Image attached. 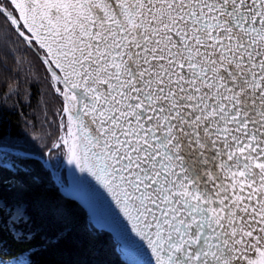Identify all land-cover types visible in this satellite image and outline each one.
I'll return each mask as SVG.
<instances>
[{
    "label": "snow or ice",
    "instance_id": "1",
    "mask_svg": "<svg viewBox=\"0 0 264 264\" xmlns=\"http://www.w3.org/2000/svg\"><path fill=\"white\" fill-rule=\"evenodd\" d=\"M22 51L51 147L9 136L24 146L9 164L0 131V257L5 225L35 236L3 198L27 185L3 172L48 170L40 147L111 195L150 264H264V0H0V79Z\"/></svg>",
    "mask_w": 264,
    "mask_h": 264
},
{
    "label": "trees",
    "instance_id": "2",
    "mask_svg": "<svg viewBox=\"0 0 264 264\" xmlns=\"http://www.w3.org/2000/svg\"><path fill=\"white\" fill-rule=\"evenodd\" d=\"M16 59L18 62L23 61L18 64V73L14 71L0 79V93H9L0 98V131L5 136V146L11 149L6 161L9 164L15 153L24 150L22 143H10L9 136L24 137L29 142L35 139L38 145L48 143L51 147L45 135L51 129L46 125L43 128L40 126L50 107L43 95L44 86L36 81L35 71L28 65V53L22 51ZM16 89L18 92L13 91ZM49 148L37 147L35 151H43L45 156ZM61 153L63 150L52 149L49 152L50 160L55 154ZM55 162L51 161L52 170H44L35 157L28 159L25 163L32 170L31 176L20 174L13 177L9 171L3 172L5 180L16 179L27 185V190L23 192H11L5 185L3 198L6 205L14 201H22L27 205L32 217L31 230L35 236L31 243L18 244L9 235L5 225L2 234L4 254L0 258L9 260L10 264H14L12 258H30L32 264H126L120 259L113 236L97 229L84 208L60 191L53 176L62 186H66L68 180L65 169L56 166ZM32 176H39L40 183L33 184ZM3 219L7 221L6 214Z\"/></svg>",
    "mask_w": 264,
    "mask_h": 264
},
{
    "label": "water",
    "instance_id": "3",
    "mask_svg": "<svg viewBox=\"0 0 264 264\" xmlns=\"http://www.w3.org/2000/svg\"><path fill=\"white\" fill-rule=\"evenodd\" d=\"M74 175L80 173L79 184L62 186L57 180L56 185L64 196L75 200L88 213L92 224L100 230L109 232L117 243V252L126 264H150L151 251L146 241L136 236L126 217L111 195L96 182L87 172H81L75 165H71ZM81 177L86 179H80ZM71 186V190L67 188Z\"/></svg>",
    "mask_w": 264,
    "mask_h": 264
},
{
    "label": "rangeland",
    "instance_id": "4",
    "mask_svg": "<svg viewBox=\"0 0 264 264\" xmlns=\"http://www.w3.org/2000/svg\"><path fill=\"white\" fill-rule=\"evenodd\" d=\"M45 97V96H44ZM46 98V97H45ZM47 99V98H46ZM45 110V109H44ZM61 134H63V133H61ZM54 157V158H53ZM52 157V159L50 160V155H49V151H46V153H45V158L46 159H49L50 161H56L55 162V164H56V166H58V167H62V168H64L65 169V172H66V178H67V180H68V183L69 184H71V180H70V176H69V173L71 174V178H72V182H73V184H79V176H80V173L79 174H77L76 176L74 175V172H73V169H72V167H71V165L70 164H68L67 163V156L65 155V153L63 152V153H61V155H54ZM50 169L52 170V167H50ZM52 173H53V171H52ZM53 179H54V181L55 180H57L58 181V179L56 178V176H53ZM59 182V181H58ZM56 183V182H55ZM60 183V182H59ZM61 184V183H60ZM67 188L68 189H70L71 190V186H67Z\"/></svg>",
    "mask_w": 264,
    "mask_h": 264
},
{
    "label": "bare ground",
    "instance_id": "5",
    "mask_svg": "<svg viewBox=\"0 0 264 264\" xmlns=\"http://www.w3.org/2000/svg\"><path fill=\"white\" fill-rule=\"evenodd\" d=\"M121 259V258H120ZM122 260V259H121Z\"/></svg>",
    "mask_w": 264,
    "mask_h": 264
}]
</instances>
